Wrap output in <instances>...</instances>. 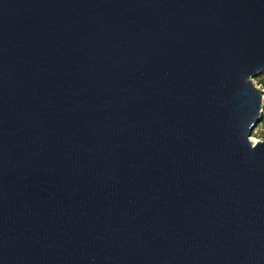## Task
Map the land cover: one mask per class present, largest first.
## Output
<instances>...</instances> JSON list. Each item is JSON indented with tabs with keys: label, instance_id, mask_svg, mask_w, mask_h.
<instances>
[{
	"label": "water",
	"instance_id": "water-1",
	"mask_svg": "<svg viewBox=\"0 0 264 264\" xmlns=\"http://www.w3.org/2000/svg\"><path fill=\"white\" fill-rule=\"evenodd\" d=\"M264 0H0V264H264Z\"/></svg>",
	"mask_w": 264,
	"mask_h": 264
},
{
	"label": "trees",
	"instance_id": "trees-1",
	"mask_svg": "<svg viewBox=\"0 0 264 264\" xmlns=\"http://www.w3.org/2000/svg\"><path fill=\"white\" fill-rule=\"evenodd\" d=\"M255 80L261 86V88L264 89V72L257 76ZM254 132L257 136L264 140V113Z\"/></svg>",
	"mask_w": 264,
	"mask_h": 264
},
{
	"label": "rangeland",
	"instance_id": "rangeland-1",
	"mask_svg": "<svg viewBox=\"0 0 264 264\" xmlns=\"http://www.w3.org/2000/svg\"><path fill=\"white\" fill-rule=\"evenodd\" d=\"M256 82V80H255ZM257 83V82H256ZM258 84V83H257ZM259 85V84H258ZM260 86V85H259ZM261 87V86H260ZM251 138L254 140V141H258V140H263L262 138H260L259 136L256 135V133L254 132L253 135L251 136Z\"/></svg>",
	"mask_w": 264,
	"mask_h": 264
}]
</instances>
